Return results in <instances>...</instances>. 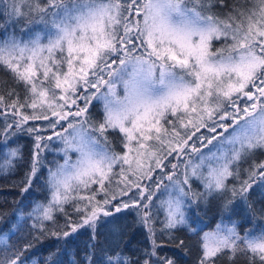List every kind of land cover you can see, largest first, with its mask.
Wrapping results in <instances>:
<instances>
[{
    "label": "snow or ice",
    "instance_id": "obj_1",
    "mask_svg": "<svg viewBox=\"0 0 264 264\" xmlns=\"http://www.w3.org/2000/svg\"><path fill=\"white\" fill-rule=\"evenodd\" d=\"M216 2L223 5L224 0ZM250 4H237L223 17L212 12L214 0H47L43 7L29 8L41 18L49 17L43 21L47 42L40 33L34 38L26 33V40L15 34L0 39V66L25 86L26 93L21 102L14 90L9 91L16 99L7 108L19 117L14 121L17 129L29 120H46L64 144V163L49 170L51 198L30 214L35 216L34 228L43 229L45 221H54L55 212L73 203V210L82 214L79 222L69 219L67 230L51 234L67 238L87 226L92 230L91 247L101 248L104 241L96 242V237L103 233H97V222L101 216H114L104 206L116 199L109 197L106 182L109 188L115 184L121 196L138 189L135 198L113 206L115 213L149 209L163 184L153 174L170 166L165 175L175 194L164 202L165 227L173 229L187 223L185 199L191 196L194 201L199 195L192 192V177L203 181L204 196L222 194L230 176L239 179V162L264 149V0ZM6 7L12 16L24 15L18 0H9ZM213 41H223V46L214 49ZM4 100L0 94V106ZM94 100L103 105L99 123L90 122ZM25 108L32 109L31 115L21 111ZM58 125L61 130L55 131ZM109 131L122 134L126 151L110 150ZM44 139L36 137L24 192L36 175ZM71 153L77 154L75 159ZM193 153L199 163L188 159L183 180H174L179 164L169 157L179 162ZM257 183L264 189V162L252 166L239 188L230 189L232 198L247 202ZM93 184L105 192L102 202L95 200V192L82 195ZM233 199L225 200V211L231 210ZM140 222L154 234L150 209L141 214ZM8 240V234L0 239V264H24L22 252H14ZM92 255L86 264H101ZM238 255L248 264H264V229L241 236L235 226L217 225L203 234L198 264H218L224 258L234 264ZM118 260V255L110 256L108 264Z\"/></svg>",
    "mask_w": 264,
    "mask_h": 264
},
{
    "label": "trees",
    "instance_id": "obj_2",
    "mask_svg": "<svg viewBox=\"0 0 264 264\" xmlns=\"http://www.w3.org/2000/svg\"><path fill=\"white\" fill-rule=\"evenodd\" d=\"M8 3L9 0H0V39H6L12 34L17 38L28 39L30 36L26 33L31 36L36 33L38 26L34 22L41 18L38 12L29 11V8L34 9L37 4L45 6L47 0H40L39 3L37 0H18L24 12V15L18 18L11 15L10 7H6ZM237 4L251 6L250 0H224L223 5L214 0L212 12L223 17ZM221 46L223 41H213L214 49ZM13 90L23 102L26 96L25 86L15 81L9 70L0 66V94L5 97L4 105L0 106V238L8 234L12 250L16 253L22 252L21 259L24 264H81L82 261L86 264L89 253L93 254L92 259L99 260L101 264H108V257L115 258L117 255L119 260L116 264H145V261L147 264H167L168 260L173 264H198L203 234L215 231L217 225L235 226L241 236L249 231L258 232L264 229V189L260 184H253L247 202L239 196L233 199L230 191L234 186L239 188L240 182L248 178V171L253 165L264 162V149L259 148L239 162V179L235 176L228 177L225 181L226 189L222 194L204 196V185L199 180H191L192 192L199 195L194 201L191 196L187 197V223L176 228L165 227L167 217L159 204L161 200L157 193L153 194L152 204L149 206L154 234H150L148 227L140 222V211L143 212V208H128L119 213L114 212L113 217L102 216L101 221L97 222V233H103L102 236L96 237V242L104 241L101 248L91 247L93 240L90 228H79L67 238L52 235V232L67 230L69 219L79 222L82 214L73 210V203L65 204L64 212H55L54 221H45L43 229L34 228L35 216L30 214L37 205L47 204L50 200L51 191L47 183L49 170H54L61 164L63 157L50 151L39 153L43 155L37 163L36 175L32 177L28 191H22L27 186L33 154L37 151L35 144L38 133L17 129L14 124L15 117L4 112L8 109L7 105L16 99L15 95H9V91ZM21 111L28 115L32 113L30 108ZM89 116L91 123L103 120V108L100 103L91 105ZM32 121L34 124H30V127L44 124L42 119ZM9 124L12 125L11 128L6 127ZM47 133L48 130L44 134ZM108 141L117 153L125 151L121 133L109 131ZM13 150L18 152L16 157L10 155ZM233 170H236L235 165ZM157 174H154V180ZM105 186L109 197L116 195L112 194L114 184L109 188L106 182ZM92 192L96 193V201L102 202L105 199V192L100 191L95 184L90 190L82 192V195H91ZM137 192L138 190H133L114 204L128 202L130 197H136ZM227 199H233L229 211H225L223 207ZM80 203L83 204L82 201ZM101 222H104L103 225ZM25 244L30 246L25 249ZM2 247L3 245H0V248ZM218 264L233 262H226L224 258L218 260ZM234 264H248V260L245 256L238 255Z\"/></svg>",
    "mask_w": 264,
    "mask_h": 264
},
{
    "label": "rangeland",
    "instance_id": "obj_3",
    "mask_svg": "<svg viewBox=\"0 0 264 264\" xmlns=\"http://www.w3.org/2000/svg\"><path fill=\"white\" fill-rule=\"evenodd\" d=\"M37 2L39 3L40 0H37ZM21 3H22V2H21ZM21 3H20V4H21ZM38 5L41 6V7H43L41 4H38ZM247 6L249 7V5H247ZM48 19H49V17L44 16L43 18H40L39 20L36 19V21L34 22V24L38 26V29H37L36 33H40L41 35L44 36V40L42 41V42H44V43L47 42V34H46V30H45V23H44L43 21H47ZM34 34H35V33H34ZM34 34L32 35L33 38H34ZM29 38H30V37H29ZM59 55H60V54L57 53V54H56V57L59 58ZM46 84H47V82H46ZM121 94H122V92H121ZM80 103H81V106H83L82 102H80ZM94 103H100L101 106H102V108H103V105H102L101 102H99V101H95V100H94V101L92 102V104H94ZM72 107H73V110H74V106H72ZM90 107H91V106H90ZM89 109H90V108H89ZM4 112L11 114V109H6V110H4ZM11 116H13V115H11ZM13 117H15L16 120L19 119L18 116H13ZM42 122H44V124L41 125V126H38V125L36 124V126H32V127H30L29 125H30V124H34V122H33L32 120H29L26 124L22 125L21 128H19V129H21V131H27V129H29V128H34V129H36V132L38 133L39 136L45 137L44 140L40 141L41 148H42V151H40V153H43V152H46V151L54 152L57 156H62V157H63V158H62V163H61V164H63V163H64V155H63L62 149L64 148V144L62 143V141H61L60 139H58V138L54 135V130L48 126V123H45V122H47V121H46V120H43ZM62 123H65V122H62ZM46 130H48V133H47V134H44ZM60 130H61V129H60L59 125H58L57 128L55 129V131H60ZM28 132H29V131H28ZM201 132H202L204 135H211L210 133L207 132L206 129H202ZM121 135H122V134H121ZM197 135H200V133H197ZM49 136L52 137L51 140H48V139H47V137H49ZM194 139H195V138H194ZM109 142H110V141H109ZM213 143H215V141H214ZM45 145H47V146L45 147ZM109 146H110V145H109ZM198 146H199V145H198ZM211 147H212V146L210 145L209 148H211ZM110 150L116 152V150H114V149L111 148V147H110ZM213 150H214V149H213ZM125 151H126V149H125ZM203 152L207 153V152H208V148H204V149H203ZM42 155H43V154H39V160H38V161H40V158H41ZM71 155H72L73 159H75L77 154H76V153H71ZM188 159H191V162H192L193 164L199 163V156H197V155L194 154V153L191 154L190 157H182L181 160H180L179 162L176 161L175 159H172V157H169V160L171 161V163H178V164H179V167H178L177 170H176V176H174V178H173L174 180H177V179H179V180H183V172H184V167H183V165H184V163H185ZM166 163H167V161H166ZM125 167H127V166H125ZM55 169H56V168H55ZM55 169H54V170H55ZM54 170H53V171H54ZM117 170H118V167H117ZM169 170H170V166H169V169H165L164 172H161V170L157 169L156 172L154 173V174H157V173H158L157 176H156V179H155L156 181H159L160 179H163V184L160 186L159 190L155 191V194L157 193V195L159 196V199L161 200V201H159V204H160V206L162 207V209L165 211V213H166V217H167V205H166L164 202L167 201V200L169 199V194H170V193L175 194V193H174V189H173V187H172V182H170L169 180H167L166 175H165V173L168 172ZM203 171H204V174L206 175V174H207V168L205 167V168L203 169ZM154 174H153V176H154ZM193 179L199 180V181L204 185L203 181L200 180V179H197L196 177H192V178L189 180V183H190V184H191V182H192L191 180H193ZM143 183H144V184H149L150 182L147 181V180H145V181H143ZM165 186H167V187H165ZM114 187H115V189L113 190L112 194H116V199H115V200H111V202H110L108 205H105V206H106L105 208H106L107 210H109V211H112L113 213L115 212V211H114V207H113V206L115 205L114 202H116V201L122 199V198L125 196V195L121 196V195L119 194V190H118V188H117V186H116L115 184H114ZM204 187H205V186H204ZM133 190H138V189H136V188H132L131 191L128 192V194L131 193ZM186 190H187V189H186ZM146 194H147V193H145V195H146ZM188 203H189V202L187 201V198H186V199H185L186 207L184 208L185 218H186V215H187L186 208H187V204H188ZM119 204H120V203H117L116 205H119ZM144 211H146V209H143V212H144ZM140 212H141V214L143 213L142 211H140ZM101 217H102V216H101ZM106 218H107V217H106ZM220 226H221V228H230V227H228V225H220ZM84 228H88V227L85 226ZM0 239H2V238H0Z\"/></svg>",
    "mask_w": 264,
    "mask_h": 264
}]
</instances>
